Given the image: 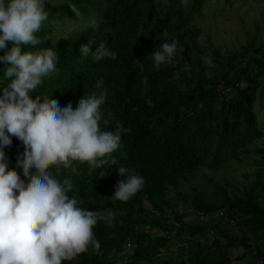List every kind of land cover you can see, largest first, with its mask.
Instances as JSON below:
<instances>
[{
    "label": "trees",
    "instance_id": "1",
    "mask_svg": "<svg viewBox=\"0 0 264 264\" xmlns=\"http://www.w3.org/2000/svg\"><path fill=\"white\" fill-rule=\"evenodd\" d=\"M51 1L58 3L50 5ZM44 3L48 22L94 18L97 26L54 40L51 25H42L36 35L43 43L25 50L51 48L58 57L57 71L44 78L32 98H52L61 108L71 103L75 109L83 96L103 92L101 130L115 131L117 125L128 130L101 167L73 161L69 168L50 169L61 182L71 180L67 195L76 198L79 206L100 215L106 210L115 214L110 222L98 220L93 229L99 250L90 247L63 264H255L263 260L264 146L252 147L262 132L254 112L255 63L247 52L259 55L255 62L263 66H255L256 74L263 76L264 45L247 39L246 52L231 56L213 49L211 65L205 63L203 58L209 54L196 45L199 31L192 22L203 16L207 0ZM70 5L82 15L75 17ZM173 39L177 54L155 67L153 52ZM102 42L116 53V59L81 56V45L90 43L94 52ZM180 50H186L190 59L179 57ZM5 51L0 50V56ZM179 61L188 65L187 72ZM5 67L0 61V89L9 83ZM4 151L9 169L15 168L27 183L23 169L16 167L23 143L12 137ZM251 153L257 157V169L253 178L244 175L240 187L211 180V193L181 192V183L199 170L241 164ZM121 166L144 179L142 189L126 202L112 198L117 182L125 179L118 174ZM198 213L210 214L212 220L200 221Z\"/></svg>",
    "mask_w": 264,
    "mask_h": 264
},
{
    "label": "clouds",
    "instance_id": "2",
    "mask_svg": "<svg viewBox=\"0 0 264 264\" xmlns=\"http://www.w3.org/2000/svg\"><path fill=\"white\" fill-rule=\"evenodd\" d=\"M69 8L75 17L82 15L75 5ZM48 19L44 0H0V50H6L0 61L9 81L0 89V264H63L90 247L99 250L93 229L98 220L110 222L115 215L111 210L100 215L79 206L76 198L67 195L71 180L61 182L50 170L69 168L73 161L101 167L128 130L120 125L115 131L101 130L103 92L83 96L75 109L71 103L61 108L52 98H32L44 78L57 71L58 57L51 48L25 50L43 43L36 34ZM85 24L96 27L97 21L93 18ZM90 48V43L81 45V56L116 59L103 42L94 52ZM176 54L175 39L160 44L152 55L154 66L159 68ZM203 59L211 65L210 54ZM12 137L24 145L16 167L23 169L27 183L8 167L4 149L11 146ZM118 174L125 179L117 182L112 198L126 202L142 189L144 179L124 166L118 167Z\"/></svg>",
    "mask_w": 264,
    "mask_h": 264
},
{
    "label": "rangeland",
    "instance_id": "3",
    "mask_svg": "<svg viewBox=\"0 0 264 264\" xmlns=\"http://www.w3.org/2000/svg\"><path fill=\"white\" fill-rule=\"evenodd\" d=\"M227 1L207 0L203 16L197 17L192 22L193 27L199 31L196 45L207 54L213 49H218L223 55L229 56L238 52H246L245 43L247 39H256L257 45H264V0ZM57 3V1H51L49 4L56 5ZM85 21L83 19L76 21L57 19L53 22L46 21L44 24L51 25L54 40H61L71 36L77 30L85 28L87 26ZM247 54L252 57L250 62L255 63L252 66V72L258 86L255 91L254 112L257 128L262 132V137L257 138L252 147H261L264 146V75H257L255 66L262 67L263 64L255 62L254 58L259 56L256 53L249 51ZM178 55L181 58L190 59L186 50H180ZM177 64L181 65L184 72L188 71L186 63L179 61ZM256 159L257 157L251 153L248 159L241 164L232 162L227 168L218 171L201 169L194 176L189 177L187 181L182 182L180 190L183 193H188L193 189L211 193L209 184L211 180L217 184L228 181L240 187L242 183H245L244 175L254 177V171L257 169V165L254 163ZM126 254L128 255V253ZM172 254L175 256L176 252L173 250Z\"/></svg>",
    "mask_w": 264,
    "mask_h": 264
},
{
    "label": "built area",
    "instance_id": "4",
    "mask_svg": "<svg viewBox=\"0 0 264 264\" xmlns=\"http://www.w3.org/2000/svg\"><path fill=\"white\" fill-rule=\"evenodd\" d=\"M197 215H198V216H197L196 218H197L198 220H200V221H204V222L208 223V222H210V221L212 220L210 214L198 213ZM128 246H129V245H128ZM263 262H264V259L255 262V264H262Z\"/></svg>",
    "mask_w": 264,
    "mask_h": 264
}]
</instances>
